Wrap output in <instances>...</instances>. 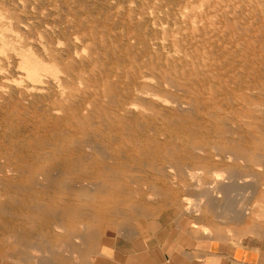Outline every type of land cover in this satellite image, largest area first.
<instances>
[{
	"label": "rangeland",
	"instance_id": "obj_1",
	"mask_svg": "<svg viewBox=\"0 0 264 264\" xmlns=\"http://www.w3.org/2000/svg\"><path fill=\"white\" fill-rule=\"evenodd\" d=\"M0 75V264H115L170 235H264V0H0ZM126 100L146 112H125ZM203 138L209 145L202 153L214 154L222 170L220 193L213 194V172L190 161L199 182L187 179L184 162L175 165L182 182L153 180L165 161L143 154L147 141L187 152ZM87 155L92 167L124 170L119 183L133 199L109 218H90L84 232L79 224L63 233L56 225L68 220L36 210L63 184L74 199L100 202L95 190L108 184ZM211 190L218 205L205 197L198 212H183L198 191ZM16 234L23 240L9 243Z\"/></svg>",
	"mask_w": 264,
	"mask_h": 264
},
{
	"label": "bare ground",
	"instance_id": "obj_2",
	"mask_svg": "<svg viewBox=\"0 0 264 264\" xmlns=\"http://www.w3.org/2000/svg\"><path fill=\"white\" fill-rule=\"evenodd\" d=\"M200 10V9H199ZM80 22V21H79ZM194 23V22H193ZM233 25V24H232ZM49 28V27H48ZM201 37H202V35H201ZM153 39V38H152ZM128 42V41H127ZM192 48V47H191ZM257 48V47H256ZM122 52V51H121ZM95 53V52H94ZM86 55V54H85ZM126 55V54H125ZM30 57V56H29ZM122 57V56H121ZM25 59V58H24ZM32 59V58H31ZM36 59V58H35ZM58 60V59H57ZM164 60V59H163ZM24 61V60H23ZM29 61V60H28ZM33 61V60H32ZM31 62V61H30ZM125 62V61H124ZM22 63V62H21ZM250 63V62H249ZM32 64V63H31ZM40 64V63H39ZM38 64V65H39ZM30 65V64H29ZM28 65V66H29ZM114 65V64H113ZM33 66V65H32ZM35 66V65H34ZM168 66V65H167ZM23 68V67H22ZM42 68V67H41ZM55 68V67H54ZM53 68V69H54ZM46 69H48V68H46ZM58 68H56V70H57ZM76 69V68H75ZM246 69V68H245ZM251 69V68H250ZM31 70H33L32 69V67H31ZM31 70H29L30 72H31ZM35 70H36V68H35ZM35 70H33V72H31L32 74H33V77L32 78H35L36 76L38 77H40V75L38 74V75H36L35 73L36 72H34ZM37 71V70H36ZM136 71V70H135ZM29 72V73H30ZM40 72V71H39ZM39 72H37V73H39ZM26 73V72H25ZM28 73V72H27ZM28 73V74H29ZM43 73V72H42ZM47 73H49V72H47ZM54 74H55V71H54ZM51 75V74H50ZM243 75H245V73L243 74ZM1 76V75H0ZM32 76V75H31ZM35 76V77H34ZM92 76V75H91ZM36 77V79L34 80V81H40V80H38L39 78H37ZM55 77V76H54ZM247 77V76H246ZM57 78V77H56ZM251 79V78H250ZM33 80V79H32ZM58 80H59V78H58ZM58 80H57V82H58ZM115 80V79H114ZM131 80V79H130ZM143 80V79H142ZM30 81V80H29ZM43 81V80H42ZM50 81V80H49ZM144 81V80H143ZM32 82V81H31ZM247 82V81H246ZM254 82V81H253ZM29 83V82H28ZM36 83V82H35ZM55 83V82H54ZM77 83V82H76ZM79 83V82H78ZM77 83V84H78ZM137 83V82H136ZM45 84V83H44ZM161 84H163L162 82H161ZM35 86H36V84H34ZM124 85V84H123ZM20 86V85H19ZM41 86V85H40ZM58 86H59V84H58ZM63 86V85H62ZM81 86V85H80ZM112 86V85H111ZM27 87V86H26ZM25 87V88H26ZM47 87V86H46ZM64 87V86H63ZM151 87V86H150ZM166 87H167V85H166ZM33 88V87H32ZM36 89L38 88V87H35ZM134 88V87H133ZM31 89V88H30ZM64 89V88H63ZM135 89V88H134ZM40 90V89H39ZM45 90L46 89H44V92H45ZM58 90V89H57ZM172 90V89H171ZM63 91V90H62ZM16 92V91H15ZM14 92V93H15ZM36 92V91H35ZM135 92V91H134ZM253 92H255V91H253ZM262 92V91H261ZM4 93V92H3ZM63 93V92H62ZM142 93V92H141ZM144 93H145V90H144ZM143 93V95H145ZM149 93H151V92H149ZM8 94V93H7ZM137 94V93H136ZM135 94V95H136ZM138 94H140V93H138ZM152 94H154V93H152ZM31 95V94H30ZM150 95V94H149ZM154 95H156V94H154ZM154 95H152L151 97H153ZM17 96V95H16ZM62 96V95H61ZM148 96V95H147ZM158 96V95H157ZM157 96H155V97H157ZM7 97V96H6ZM40 97V96H39ZM149 97V96H148ZM155 97H153V98H155ZM21 98V97H20ZM31 98V97H30ZM36 98V97H35ZM147 98V97H146ZM145 98V99H146ZM159 98V97H158ZM157 98V99H158ZM130 99V98H129ZM160 100H163L162 99V97H160L159 98ZM170 99V98H169ZM0 100H2V99H0ZM147 100V99H146ZM159 100V101H160ZM23 101V100H22ZM127 102H125V108H124V110H125V112H130V111H136V110H138V109H141V110H145V112H146V109H145V105H143L142 103H139V101H137V100H134V101H129V100H126ZM166 102V101H165ZM47 103H49V102H47ZM160 103H161V101H160ZM164 103V102H163ZM170 103V102H169ZM178 103V102H177ZM100 104V103H99ZM162 104V103H161ZM166 104V103H165ZM191 104V103H190ZM157 107H158V105L157 104H155ZM160 105V104H159ZM184 105V104H183ZM183 105H181V104H179V108H185V106H183ZM178 106V105H177ZM255 106H257V105H255ZM260 106H262V104H260ZM147 107V106H146ZM156 107V108H157ZM160 107H161V105H160ZM164 107V106H163ZM166 107H168V105L166 106ZM175 107H176V105H175ZM192 107H193V105H192ZM199 107V106H198ZM261 108V107H260ZM263 108V107H262ZM177 109H178V107H177ZM201 109V108H200ZM205 109V108H204ZM59 110V109H58ZM58 110H56V111H58ZM262 110V109H261ZM72 111V110H71ZM119 111V110H118ZM13 112V111H12ZM59 112V111H58ZM122 112V111H121ZM144 112V113H145ZM152 112V111H151ZM182 112V111H181ZM184 112V111H183ZM14 113V112H13ZM54 113H57V112H54ZM87 113V112H86ZM123 113V112H122ZM136 113V112H135ZM166 113V112H165ZM257 113V112H256ZM82 114V113H81ZM119 114V113H118ZM132 114V113H131ZM168 114H169V112H168ZM51 115V114H50ZM54 115V114H53ZM90 115V114H89ZM98 115V114H97ZM134 115V114H133ZM147 115V114H146ZM177 115V114H176ZM188 115V114H187ZM193 115V114H192ZM222 115V114H221ZM55 116V115H54ZM64 116V115H63ZM91 116V115H90ZM136 116V115H135ZM168 116V115H167ZM174 116V115H173ZM14 117V116H13ZM130 117V116H129ZM139 117V116H138ZM168 117H170V116H168ZM180 117V116H179ZM187 117V116H186ZM185 117V118H186ZM128 118V117H127ZM132 118V117H131ZM136 118V117H135ZM140 118V117H139ZM150 118V117H149ZM63 119V118H62ZM141 119V118H140ZM192 119V118H191ZM198 119V118H197ZM205 119V118H204ZM113 120V119H112ZM69 121V120H68ZM106 121H108V120H106ZM147 121H150L149 119L147 120ZM169 121H172V119L171 120H169ZM114 122V121H113ZM137 122V121H136ZM186 122H187V120H186ZM171 123V122H170ZM174 123V122H173ZM178 123V122H177ZM176 123V124H177ZM183 123V122H182ZM132 124V123H131ZM172 124V123H171ZM179 124V123H178ZM189 124H190V122H189ZM189 124H187V126L189 125ZM134 125V124H133ZM140 125H141V122H140ZM153 125V124H152ZM182 125V124H181ZM229 125V124H228ZM110 126V125H109ZM114 126V125H113ZM151 126V125H150ZM182 126H185V125H182ZM198 126V125H197ZM201 126H203V123H201ZM234 126V125H233ZM232 125H231V127H233ZM203 127H205V126H203ZM154 128V127H153ZM159 128V127H158ZM157 128V129H158ZM185 128H186V126H185ZM202 128V127H201ZM208 128H210V127H208ZM177 129V128H176ZM179 129V128H178ZM189 129V128H188ZM245 129V128H244ZM112 130V129H111ZM114 130V129H113ZM117 130V129H116ZM115 130V131H116ZM119 130V129H118ZM155 130H156V128H155ZM153 131V132H156V131ZM159 130V129H158ZM161 130V129H160ZM196 130V129H195ZM233 130H234V127H233ZM133 131V130H132ZM147 131V130H146ZM162 131V130H161ZM114 132V131H113ZM183 132V131H182ZM199 132V131H198ZM204 131H202L201 133H203ZM211 132V131H210ZM214 132V131H213ZM234 132V131H233ZM237 133H239V131H236ZM245 132V131H244ZM148 133H149V131H148ZM189 133H190V135H193V136H195V133H194V131L193 130H190L189 129ZM200 132L198 133V134H201ZM215 133V132H214ZM218 133V132H217ZM242 132H240V134H241ZM59 134V133H58ZM153 134H156V133H153ZM205 135H206V133H204ZM211 134V133H210ZM213 134V133H212ZM219 134V133H218ZM228 134V133H227ZM68 135V134H67ZM86 135V134H85ZM110 135V134H109ZM125 135V134H124ZM131 135V134H130ZM129 135V136H130ZM141 135V134H140ZM139 135V136H140ZM150 135V134H149ZM220 135V134H219ZM239 135V134H238ZM75 136V135H74ZM84 136V135H83ZM114 136V135H113ZM118 136V135H117ZM138 136V135H137ZM136 136V137H137ZM138 136V137H139ZM166 136H167V134H166ZM188 136H189V134H188ZM193 136H191V137H193ZM237 135H235V137H236ZM82 137V136H81ZM119 137V136H118ZM120 137H122V136H120ZM132 137H133V135H132ZM135 137V136H134ZM144 137V136H143ZM169 137V136H168ZM196 137V136H195ZM195 137H194V140H195ZM230 137V136H229ZM228 137V138H229ZM114 137H112V139H113ZM147 138V137H146ZM150 138V137H149ZM165 138H167V137H165ZM165 138H163V141H164V139ZM198 138V137H197ZM197 138H196V140H197ZM27 139V138H26ZM36 139V138H35ZM158 139V138H157ZM160 139V138H159ZM158 139V140H159ZM168 139V138H167ZM176 139V138H175ZM191 139V138H190ZM193 139V138H192ZM74 140V139H73ZM76 140V142L78 141L77 139H75ZM74 140V141H75ZM114 141L116 140V141H118L117 139H113ZM120 140V139H119ZM161 140H162V138H161ZM201 139H199V141H197V143H195L193 146H195V147H192L191 148V150L190 151H182V150H177V148H178V146H177V148H175V147H169V143H168V145L166 146L164 143L163 144H160V143H158L157 141L155 142V140L154 141H151V140H149V141H147V144L145 145V146H140L141 147V151L143 152V154H150L149 156H151V159L152 160H155V159H157V158H159V159H161V160H164L165 162H163V163H165V165H163L161 168H157V169H155L157 172H155L156 174H155V176L154 177H152L153 178V180H155L157 183H158V181H164V182H171L172 184L173 183H178V182H182L183 181V178L181 177V176H179V174H177L176 172H175V165H176V163L177 162H184V166H185V170H184V173H185V176H187V179H188V177L190 178V179H193V180H195L196 182H199L200 181V178H199V176H198V173H197V171L196 172H194V171H192V169H189V167L187 166V164H186V162L187 161H190V162H193L192 164H195L196 166H198V169H201L202 170V172H213L214 173V175H213V173H212V181H213V183L215 184V188H214V190H213V194H214V192H215V194L216 193H220L221 192V184L223 183V177H221L222 176V174H220V171H221V173H222V170L221 169H218L219 167H218V164L214 161V158H213V155H212V153L210 152V154L207 152V153H202V152H205L206 151V149H205V147L207 146V141H204L205 139L203 138V140L202 141H200ZM123 141V140H122ZM239 141V140H238ZM73 142V141H72ZM119 142V141H118ZM39 143V142H38ZM143 143V142H142ZM211 143V142H210ZM80 144V143H79ZM189 144V143H188ZM20 145V144H19ZM125 145V144H124ZM136 145V144H135ZM172 145V144H171ZM209 145V144H208ZM237 145H239V144H237ZM127 146V145H126ZM129 146V145H128ZM137 146V145H136ZM181 147H183V146H181ZM210 147H213V146H210ZM215 147V146H214ZM214 147H213V149H214ZM217 147V146H216ZM82 148H83V146H82ZM128 148V147H127ZM26 149V148H25ZM69 149V148H68ZM90 149V148H89ZM133 149V148H132ZM212 149V148H211ZM210 149V150H211ZM212 149V150H213ZM217 149H218V147H217ZM216 148H215V150H217ZM122 150V149H121ZM130 150V149H129ZM209 149H207V151H208ZM59 151V150H58ZM69 151H71V150H69ZM69 151H65V152H69ZM74 151V150H73ZM90 151V150H89ZM77 151H75V153H76ZM118 152H119V150H118ZM127 152V151H126ZM107 153V152H106ZM114 153V152H113ZM121 153H123V152H121ZM213 153H215V154H217V152H214V150H213ZM110 154V153H109ZM127 154H129V153H127ZM47 155H49V154H47ZM69 155V154H68ZM77 155V154H76ZM132 154H130V156H131ZM74 156V155H73ZM93 156H96V155H93ZM92 156V157H93ZM106 156V155H105ZM126 156V155H125ZM146 156V155H145ZM220 155H218L217 157H219ZM51 157V156H50ZM58 157V156H57ZM69 157V156H68ZM71 157V156H70ZM133 157V156H132ZM222 157V156H221ZM227 157V156H226ZM42 158H43V156H42ZM56 158V157H55ZM94 158H97V157H94ZM145 158V157H144ZM216 158V157H215ZM41 159V158H40ZM79 159V158H78ZM91 157L90 156H88L87 155V158H86V160L89 162V164L91 165ZM124 159V158H123ZM140 159V158H139ZM217 159L218 158H216L215 160L217 161ZM220 159V158H219ZM218 159V160H219ZM228 159V158H227ZM264 159V155L263 154H259V156H258V160H259V164H261V162H262V160ZM41 160H43V159H41ZM57 160V159H56ZM160 160V161H161ZM48 161L50 162V160H49V158H48ZM98 161H100V160H98ZM119 161V160H118ZM36 162H37V160H36ZM57 162V161H56ZM67 162V161H66ZM71 162V161H70ZM122 162V161H121ZM128 162V161H127ZM219 162V161H218ZM46 163V162H45ZM141 163V162H140ZM139 163V164H140ZM221 163V162H220ZM18 164V163H17ZM35 164V163H34ZM42 164H43V162H42ZM57 164V163H56ZM76 165L77 164H80L78 161H77V163H75ZM74 164V165H75ZM122 164H123V162H122ZM129 164V163H128ZM142 164V163H141ZM140 164V165H141ZM190 164V166H191V163H189ZM14 165V164H13ZM26 165H29V164H26L25 163V166ZM36 165V164H35ZM94 165V164H93ZM93 165H91V167L93 166ZM143 165H144V163H143ZM159 165V164H158ZM220 165V164H219ZM9 166V165H8ZM44 166H45V164H44ZM56 166V165H55ZM78 166V165H77ZM150 166V165H149ZM179 166V165H178ZM39 167V166H38ZM49 167V166H48ZM52 167V166H51ZM50 167V168H51ZM89 167V166H88ZM108 167V166H107ZM106 166H104V165H96L95 167H92V168H94V170L96 169V175L97 176H99L98 178H100V177H103V180H104V185H106V184H108L107 186H108V188L107 189H105V190H103V189H99V188H96V190H95V192H96V194H100V202L99 203H95V202H90L89 200H87V199H89V198H87L88 196H86L85 194V196L84 197H82V198H78V197H76V199H74V197H70L71 195H68V193H66L67 192V188L64 186V184L63 185H61L59 188H58V190L53 194V195H51V196H49L45 201H47V203L45 204V208H43L42 207V210H41V208L39 207L40 205H37L40 209L39 210H36V212L35 211H33V212H35L36 214H38V215H36V216H39L40 218L42 217V216H40V215H45V214H50V216L52 217V216H54L55 217V219H54V221L56 220V218H57V220L59 219V220H64V222H66L65 220H68V222H66V227L64 228L63 226H62V224L60 225V223H58L57 221H56V223H58V225H56L60 230L61 229H63V233L65 232V231H69L70 229H75L74 227L76 226V225H82V226H80V227H82V230H80L81 232L83 231V229H85L86 228V226H87V224H89L88 222V220L90 219V218H92V217H94V216H100V217H105V218H109L111 215L113 216L117 211H116V209H115V207H116V205H119L120 203L122 204V203H124V204H126V205H128V204H130L131 202H132V199L133 198H131L132 197V195H133V193H132V191H130L129 189H126V187L124 186V183H119V175H121L122 176V174L123 173H125L124 172V170H117V172H113V173H111L112 171L110 170V169H108ZM183 167V166H182ZM76 168V167H75ZM137 168V167H136ZM177 168V167H176ZM179 168V167H178ZM7 169V168H6ZM11 169V168H10ZM126 169V168H125ZM134 169V168H133ZM195 169V168H194ZM180 170V169H179ZM26 171V170H25ZM35 171H37V170H35ZM34 171V172H35ZM50 171V170H49ZM92 171V170H91ZM111 171V172H110ZM128 171H130V170H128ZM133 172L134 171H136V169L135 170H132ZM9 172V171H8ZM27 172V171H26ZM25 172V173H26ZM149 172H150V170H149ZM180 172V171H179ZM202 172H200V173H202ZM10 173H13V171L11 170V172ZM36 173V172H35ZM50 173H51V171H50ZM80 173V172H79ZM128 173V172H127ZM126 173V174H127ZM136 173H138V172H136ZM9 174V173H8ZM15 174V173H14ZM73 174V173H72ZM139 174H141V173H139ZM181 174V173H180ZM210 174V173H209ZM39 175H41V176H43L44 174L43 173H39ZM50 175V174H49ZM48 175V176H49ZM54 175V174H53ZM66 175H67V173H66ZM69 175V174H68ZM93 175H94V177H95V174L93 173ZM137 175V174H136ZM142 175V174H141ZM152 175H154V174H152ZM45 176V175H44ZM96 176V177H97ZM127 176H128V174H127ZM131 176H133V175H131ZM135 176V175H134ZM138 176V175H137ZM136 176V177H137ZM184 176V177H185ZM224 176V175H223ZM123 177V176H122ZM124 177H126V176H124ZM135 177V178H136ZM151 177V176H150ZM50 178V177H49ZM48 178V179H49ZM85 178V177H84ZM89 178V177H88ZM87 178V179H88ZM91 178H92V176H91ZM91 178L89 179V180H91ZM130 178V177H129ZM128 178V179H129ZM148 178V177H147ZM186 178V177H185ZM52 179V178H51ZM101 179V178H100ZM133 179V178H132ZM139 179H140V177H139ZM149 179V178H148ZM94 179H92L91 181H89V182H87L88 184H87V186H89V187H93L94 185H95V182L96 181H93ZM95 180H97V179H95ZM138 180V179H137ZM189 180V179H188ZM122 181H124V180H122ZM132 181V180H131ZM143 181V180H142ZM85 182V183H86ZM97 182H99V181H97ZM102 182V181H101ZM134 182V181H133ZM132 182V183H133ZM138 182V181H137ZM140 182V181H139ZM155 182V183H156ZM185 182H186V180H185ZM6 183V182H5ZM75 183V182H74ZM147 183V182H146ZM157 183H156V185H157ZM34 184V183H33ZM78 184V183H77ZM125 184H126V182H125ZM149 184V183H148ZM150 184H151V182H150ZM162 184V183H161ZM187 184V183H186ZM84 185H86V184H84ZM103 185V186H104ZM131 185V184H130ZM133 185V184H132ZM167 185V184H166ZM174 185V184H173ZM180 185V184H179ZM182 185V184H181ZM185 185V184H184ZM4 186H6V185H4ZM40 186V185H39ZM38 186V187H39ZM106 186V187H107ZM128 186V185H127ZM1 187V186H0ZM8 187V186H7ZM42 187V186H41ZM130 186H128V188H129ZM132 187V186H131ZM130 187V188H131ZM134 187V186H133ZM158 187V186H157ZM184 187V186H183ZM1 188H4V187H1ZM80 188V187H79ZM81 188H82V186H81ZM136 188V187H135ZM180 188H182L181 186H180ZM185 188V187H184ZM71 189H74V188H71ZM70 189V191H72ZM151 189V188H150ZM164 189H166V188H164ZM213 189V188H212ZM254 189V188H253ZM74 190H76V189H74ZM131 190H133V188L131 189ZM250 190V189H249ZM89 191V190H88ZM139 191V190H138ZM137 191V189L135 190V192H138ZM142 191V190H141ZM150 191V190H149ZM236 191V190H235ZM14 192V191H13ZM32 192V191H31ZM72 192H75V191H72ZM78 192V191H77ZM76 192V193H77ZM92 192V191H91ZM254 192V191H253ZM3 193V192H2ZM35 193V192H34ZM79 193V192H78ZM90 193V192H89ZM87 194H88V192H87ZM92 194V193H91ZM139 194V193H138ZM149 194L150 195H155L156 194V192H154V191H152V192H149ZM161 194V193H160ZM8 195V194H7ZM74 195V194H73ZM79 196H80V194H78ZM82 195V194H81ZM89 195V194H88ZM94 195V194H93ZM92 195V196H93ZM30 196H31V194H30ZM38 196V195H37ZM83 196V195H82ZM212 190L211 191H206V192H203V191H198V193L196 194V201L197 202H187L186 204V206L185 207H183V212L184 213H187V214H190V213H196V212H198V210L205 204V202H204V200H203V198H208V199H205V200H207V202H206V205H218V202H216V200H214V198L212 199ZM33 197V196H32ZM139 197V196H138ZM141 197V196H140ZM216 197H219L218 195H216ZM38 198H41V197H38ZM2 199V198H1ZM143 199V198H142ZM141 199V200H142ZM9 200V199H8ZM38 200V199H37ZM90 200H92V199H90ZM140 200V199H139ZM1 201V200H0ZM42 201H43V199H42ZM143 201V200H142ZM191 201V200H190ZM2 202V201H1ZM5 202V201H4ZM37 202H40V201H37ZM36 202V203H37ZM144 202V201H143ZM3 203V202H2ZM137 203V202H136ZM138 203H140V202H138ZM138 203H137V205H138ZM142 203V202H141ZM40 204V203H39ZM3 205H5V204H3ZM240 205H242V204H240ZM121 206V205H120ZM125 206V205H124ZM239 206V205H238ZM38 207H37V209H38ZM140 207H141V205H140ZM210 207V206H209ZM222 207V206H221ZM233 207V206H232ZM240 207H242V208H244L243 207V205L242 206H240ZM26 208V207H25ZM33 208H34V206H33ZM33 208H32V210H33ZM145 208V207H144ZM235 208V207H234ZM239 208V207H238ZM242 208L240 209V210H242ZM36 209V208H35ZM223 209V208H222ZM131 210V209H130ZM129 210V211H130ZM126 211H128V210H126ZM125 211V212H126ZM34 213V214H35ZM235 213V212H234ZM6 214H7V212H6ZM12 214V213H11ZM25 214H27V213H25ZM123 214H124V212H123ZM127 214V213H126ZM224 214V213H223ZM222 214V215H223ZM32 215H33V213H32ZM195 215H197V214H195ZM9 216V215H8ZM11 216V215H10ZM26 216V215H25ZM34 216V215H33ZM49 216V215H48ZM225 216V215H224ZM115 218H118L117 216H114ZM134 217V216H133ZM195 217V216H194ZM31 218V217H30ZM30 218H28L29 220H30ZM34 218V217H33ZM32 218V219H33ZM37 219H38V217H36ZM48 218V217H47ZM53 218V217H52ZM105 218H104V220H105ZM113 218V217H112ZM18 219V218H17ZM36 219V220H37ZM43 220V219H42ZM58 220V221H59ZM124 220V219H123ZM13 221V220H12ZM23 221V220H22ZM101 221V220H100ZM14 222V221H13ZM28 222V221H27ZM36 222V221H35ZM38 222V221H37ZM95 222V221H94ZM96 222H99V221H96ZM29 223V222H28ZM32 223V222H31ZM42 223V222H41ZM49 223V222H48ZM53 223V222H52ZM55 223V222H54ZM7 224V223H6ZM36 224V223H35ZM43 224V223H42ZM93 224V222L91 223V225ZM12 225H14V224H12ZM23 225V224H22ZM27 225V224H26ZM29 225H30V223H29ZM94 225V224H93ZM1 226H2V224H1ZM4 226V225H3ZM28 226V225H27ZM31 226V225H30ZM33 226V225H32ZM83 226L85 227V228H83ZM8 227V226H7ZM29 227V226H28ZM98 227H99V225H98ZM94 228V229H96L95 230V232L96 231H98L97 229H99V228ZM9 229H10V227H8ZM14 228V227H13ZM12 228V229H13ZM31 228V227H30ZM77 228H78V226H77ZM26 229H27V227H26ZM66 229V230H65ZM6 230V229H5ZM32 230V229H31ZM65 230V231H64ZM87 230V229H86ZM92 230V229H91ZM208 230V229H207ZM2 231H3V228H2ZM15 231H16V228H15ZM21 232H23L22 230H20ZM19 231V229H18V232H20ZM51 231V230H50ZM78 231V230H77ZM202 231H203V229H202ZM206 231V230H205ZM13 232H14V229H13ZM17 232V233H18ZM42 232H43V230H42ZM60 232V231H59ZM62 232V231H61ZM84 232V231H83ZM92 232H94V231H92ZM25 233V232H24ZM46 233V232H45ZM78 233V232H77ZM15 234V233H14ZM34 234V233H33ZM58 234V233H57ZM72 234V233H71ZM75 234H76V232H75ZM208 234V233H207ZM17 236L19 235V234H16ZM54 235V234H53ZM95 235V234H94ZM93 235V236H94ZM11 236V235H10ZM15 236V235H14ZM15 236V237H13V238H8V242L9 243H12V242H21L23 239H22V237L20 236ZM23 236V235H22ZM39 236V235H38ZM49 236V235H48ZM52 236V235H51ZM55 236V235H54ZM63 236V234H61V237ZM74 236V235H73ZM73 236H71V237H73ZM88 236V235H87ZM92 236V237H93ZM2 237H5L4 235H2ZM31 237H32V235H31ZM40 237V236H39ZM38 237V238H39ZM43 237H45V236H43ZM66 237V236H65ZM82 237H83V235H82ZM81 237V234H77L76 235V238H78L79 239V243H80V238H82ZM24 238V237H23ZM26 238V237H25ZM67 239L68 238H70V237H66ZM3 239V238H2ZM2 239H0V240H2ZM7 239V238H6ZM5 239V240H6ZM41 239H43V238H41ZM59 239V238H58ZM77 239V240H78ZM4 240V241H5ZM27 240V239H26ZM30 240V239H29ZM66 240V239H65ZM70 240L71 239H69V242H70ZM4 241L3 242H1L2 243V245H3V243H4ZM34 241V240H33ZM39 241H40V239H39ZM38 241V242H39ZM43 241H44V239H43ZM84 241V240H83ZM87 241V240H86ZM85 241V242H86ZM89 242L91 241V240H88ZM32 241L30 240V243H31ZM36 242V241H35ZM38 242H37V245H38ZM41 242V241H40ZM39 242V243H40ZM48 242V241H47ZM62 242V241H61ZM66 242V241H65ZM72 240H71V244H72ZM7 243V242H6ZM33 243V242H32ZM87 243V242H86ZM85 243V244H86ZM5 244V243H4ZM36 244V243H35ZM34 244V245H35ZM41 244V243H40ZM45 243H43V245H44ZM47 244H49V242L47 243ZM51 244V243H50ZM64 244V243H63ZM66 244V243H65ZM74 244V243H73ZM9 245V244H8ZM42 245V244H41ZM42 245V246H43ZM58 245V244H57ZM62 245V244H61ZM75 246H76V244H74ZM78 245V244H77ZM84 245V244H83ZM40 246V245H39ZM41 246V247H42ZM48 246V245H47ZM63 246V245H62ZM67 246H68V243H67ZM70 246V245H69ZM80 246H82V243H81V245ZM85 246V245H84ZM86 246H88V245H86ZM38 247V246H37ZM44 247V246H43ZM46 247V246H45ZM44 247V248H45ZM79 247V246H78ZM43 248V249H44ZM64 248H66L65 246H64ZM68 248V247H67ZM76 248H77V246H76ZM82 249H83V247H82ZM55 250V249H54ZM53 250V251H54ZM58 250H59V248H58ZM72 250V249H71ZM85 250V249H84ZM48 251V250H47ZM61 251H63L62 250V248H61ZM66 251V250H65ZM49 252H51L52 254H53V252L52 251H49ZM58 252H60V250L58 251ZM48 253V252H47ZM56 253H57V251H56ZM59 255V254H58ZM54 256H55V254H54ZM67 264V263H66Z\"/></svg>",
	"mask_w": 264,
	"mask_h": 264
},
{
	"label": "crops",
	"instance_id": "obj_3",
	"mask_svg": "<svg viewBox=\"0 0 264 264\" xmlns=\"http://www.w3.org/2000/svg\"><path fill=\"white\" fill-rule=\"evenodd\" d=\"M115 264H264V235H170Z\"/></svg>",
	"mask_w": 264,
	"mask_h": 264
}]
</instances>
